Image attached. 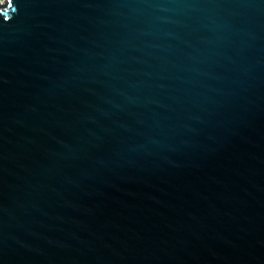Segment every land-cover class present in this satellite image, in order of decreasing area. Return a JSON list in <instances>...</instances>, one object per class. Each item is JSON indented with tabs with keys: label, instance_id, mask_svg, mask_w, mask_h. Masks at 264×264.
Here are the masks:
<instances>
[{
	"label": "water",
	"instance_id": "obj_1",
	"mask_svg": "<svg viewBox=\"0 0 264 264\" xmlns=\"http://www.w3.org/2000/svg\"><path fill=\"white\" fill-rule=\"evenodd\" d=\"M0 264H264V0H1Z\"/></svg>",
	"mask_w": 264,
	"mask_h": 264
},
{
	"label": "rangeland",
	"instance_id": "obj_2",
	"mask_svg": "<svg viewBox=\"0 0 264 264\" xmlns=\"http://www.w3.org/2000/svg\"><path fill=\"white\" fill-rule=\"evenodd\" d=\"M1 1V0H0Z\"/></svg>",
	"mask_w": 264,
	"mask_h": 264
},
{
	"label": "snow or ice",
	"instance_id": "obj_3",
	"mask_svg": "<svg viewBox=\"0 0 264 264\" xmlns=\"http://www.w3.org/2000/svg\"><path fill=\"white\" fill-rule=\"evenodd\" d=\"M11 6V5H10Z\"/></svg>",
	"mask_w": 264,
	"mask_h": 264
}]
</instances>
